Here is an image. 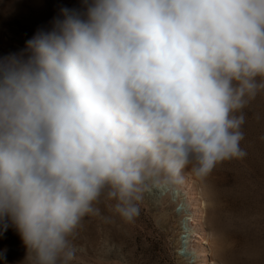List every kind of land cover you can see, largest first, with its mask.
<instances>
[{
  "label": "clouds",
  "instance_id": "obj_1",
  "mask_svg": "<svg viewBox=\"0 0 264 264\" xmlns=\"http://www.w3.org/2000/svg\"><path fill=\"white\" fill-rule=\"evenodd\" d=\"M264 93V0H82L0 59V227L23 264H78L102 207L124 223L185 170L246 157Z\"/></svg>",
  "mask_w": 264,
  "mask_h": 264
},
{
  "label": "rangeland",
  "instance_id": "obj_2",
  "mask_svg": "<svg viewBox=\"0 0 264 264\" xmlns=\"http://www.w3.org/2000/svg\"><path fill=\"white\" fill-rule=\"evenodd\" d=\"M81 3L0 0V59L23 53L38 30L51 29L62 8L79 9ZM244 113L246 157L221 163L204 180L194 177L207 201L206 221L222 264H264V93ZM155 193L145 194L130 224L105 220L111 213L103 206L101 217L86 218L75 238L78 264H196L189 249L187 191L179 199ZM25 257L18 232L0 227V264H23Z\"/></svg>",
  "mask_w": 264,
  "mask_h": 264
},
{
  "label": "bare ground",
  "instance_id": "obj_3",
  "mask_svg": "<svg viewBox=\"0 0 264 264\" xmlns=\"http://www.w3.org/2000/svg\"><path fill=\"white\" fill-rule=\"evenodd\" d=\"M187 191V212L189 218L186 223L189 231V249L194 255L196 264H222L215 258L214 248L211 242L212 234L209 231L206 215L207 201L202 187L195 178L185 170V180L179 185L178 193ZM183 200L186 199H182Z\"/></svg>",
  "mask_w": 264,
  "mask_h": 264
},
{
  "label": "built area",
  "instance_id": "obj_4",
  "mask_svg": "<svg viewBox=\"0 0 264 264\" xmlns=\"http://www.w3.org/2000/svg\"><path fill=\"white\" fill-rule=\"evenodd\" d=\"M178 189H179V185L175 186L173 189L171 190H165V191H161V190H154L153 192H161L163 196H174V199H179V196H182L183 193H178ZM156 194V193H155ZM158 196V195H157Z\"/></svg>",
  "mask_w": 264,
  "mask_h": 264
}]
</instances>
